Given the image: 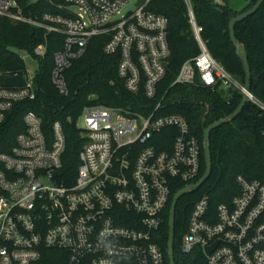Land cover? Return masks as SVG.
I'll use <instances>...</instances> for the list:
<instances>
[{
	"label": "built area",
	"instance_id": "obj_1",
	"mask_svg": "<svg viewBox=\"0 0 264 264\" xmlns=\"http://www.w3.org/2000/svg\"><path fill=\"white\" fill-rule=\"evenodd\" d=\"M58 1L64 14L42 12L33 18L15 0H0V17L43 30V42L30 52L38 60L46 55L48 34L63 36L50 74L60 95L68 93L66 68L91 39L106 36L101 51L117 55L118 78L142 103L137 110L99 103L82 108L84 127H76L84 143L71 183L60 176L61 123L54 121L46 137L40 116L23 114L24 129L9 151H0V264H164L154 234L172 191L197 181L201 160L200 141L186 117L166 111L158 92L170 56L168 19L147 9L152 0ZM184 2L199 51L182 63L172 85L197 81L243 93V84L202 41L193 1ZM130 3L133 8L119 15ZM15 75L21 77L19 85H3L4 78ZM35 94L34 76L27 70L0 71V123L14 103L33 100ZM247 98L264 113V102L250 91ZM234 182L238 190L227 202L212 208L207 194L195 201L182 253H204L215 245L204 253L206 264H264V183L242 175Z\"/></svg>",
	"mask_w": 264,
	"mask_h": 264
},
{
	"label": "trees",
	"instance_id": "obj_2",
	"mask_svg": "<svg viewBox=\"0 0 264 264\" xmlns=\"http://www.w3.org/2000/svg\"><path fill=\"white\" fill-rule=\"evenodd\" d=\"M24 15L33 18L42 12L64 14L58 0H15ZM193 15L200 27V37L211 56L220 62L226 71L241 84L243 67L235 47L229 39V20L250 7L256 0L235 8L229 0L221 4H210L192 0ZM148 10L162 14L168 19L167 41L170 56L166 73L159 82V96L164 95L166 111L186 117L190 130L200 141V172L203 174L202 150L203 126L230 114L241 100L236 88H222L216 84L206 87L195 84H175L172 81L184 61L194 57L199 48L186 15L184 0H152ZM235 36L246 48L250 64V92L264 102V1L254 14L234 25ZM43 30L30 24L15 22L0 17V71H23L24 63L16 50L31 52L43 42ZM106 36H95L87 44L84 53L66 68L64 75L68 93L60 95L51 84L50 74L53 54L63 45V36L48 34L46 55L39 60L34 76L36 94L33 100L16 102L0 123V151L7 152L14 143V136L24 129L22 116L32 111L40 116L42 129L50 137L51 126L58 120L65 137V148L61 157L60 176L67 183L75 177L78 152L84 143L76 127L77 118L84 106L104 104L139 109L141 96L126 92L122 80L116 73L117 55H105L101 51ZM138 100V101H137ZM211 173L200 188L184 194L177 200L174 214L173 253L175 264H206V256L200 249L189 253L181 252V241L186 231L188 216L193 204L202 194H207L212 208L218 202L228 201L238 187L234 182L237 175L245 179H257L264 183V113L248 101L232 121L215 127L210 132ZM178 189H174L172 194ZM169 205L163 212V223L154 234V241L161 247L164 264L168 263L166 244L168 235Z\"/></svg>",
	"mask_w": 264,
	"mask_h": 264
},
{
	"label": "water",
	"instance_id": "obj_3",
	"mask_svg": "<svg viewBox=\"0 0 264 264\" xmlns=\"http://www.w3.org/2000/svg\"><path fill=\"white\" fill-rule=\"evenodd\" d=\"M264 0H256L250 7L246 8V10L240 12L239 14L232 17L227 25V29L229 31V39L233 43L235 47V52L240 60V63L243 67V88L244 92L241 93V100L237 104V106L234 108V110L226 115L225 117H222L220 119L215 120V122H212L206 126H203V137H202V150H203V157H204V167L205 170L203 174L200 176V178L192 183L188 184L187 186H184L182 189L175 192L171 198V204L169 207L168 212V239L166 244V254L168 258L169 264H175L174 262V253H173V243H174V214H175V207L177 204V200L181 198L184 194L196 191L200 188L201 184L207 180V178L210 176L211 173V150H210V132L215 129V127H218L224 123H227L229 121H232L242 110V108L245 106V104L248 102L247 93L250 91V64H248L247 59V52L246 48L238 41V39L235 36V30L234 25L248 17L249 15L254 14L258 10V8L262 5ZM21 82L20 75L10 76L3 79V85L4 86H10V85H19ZM205 247L204 253H209L210 250L214 247Z\"/></svg>",
	"mask_w": 264,
	"mask_h": 264
},
{
	"label": "rangeland",
	"instance_id": "obj_4",
	"mask_svg": "<svg viewBox=\"0 0 264 264\" xmlns=\"http://www.w3.org/2000/svg\"><path fill=\"white\" fill-rule=\"evenodd\" d=\"M31 1H36V0H31ZM230 3L235 7V8H241L242 6L246 5L248 0H229ZM133 8V3L127 4L125 6L119 15L124 14L127 12V10H130ZM72 11L76 12L77 8H71ZM119 15H115L114 17L117 18ZM16 53H18L23 60L24 63V70H27V72L31 76H35V74L38 71L39 68V60L35 56H33L32 53H29L28 51H23V50H16ZM233 88V87H231ZM230 88V89H231ZM76 125L78 128H83L84 127V120L82 118V115H79Z\"/></svg>",
	"mask_w": 264,
	"mask_h": 264
}]
</instances>
